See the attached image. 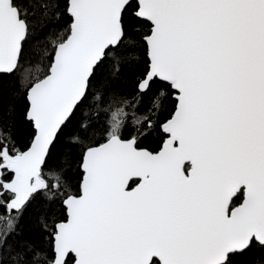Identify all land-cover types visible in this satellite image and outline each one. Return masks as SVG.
<instances>
[{
	"label": "snow or ice",
	"instance_id": "snow-or-ice-1",
	"mask_svg": "<svg viewBox=\"0 0 264 264\" xmlns=\"http://www.w3.org/2000/svg\"><path fill=\"white\" fill-rule=\"evenodd\" d=\"M0 264H264V0H0Z\"/></svg>",
	"mask_w": 264,
	"mask_h": 264
},
{
	"label": "trees",
	"instance_id": "trees-1",
	"mask_svg": "<svg viewBox=\"0 0 264 264\" xmlns=\"http://www.w3.org/2000/svg\"><path fill=\"white\" fill-rule=\"evenodd\" d=\"M32 74H33V75L37 74V73L35 72V69L32 70Z\"/></svg>",
	"mask_w": 264,
	"mask_h": 264
}]
</instances>
